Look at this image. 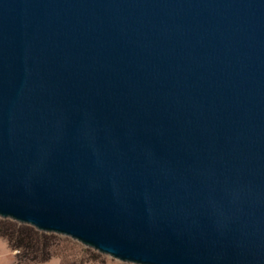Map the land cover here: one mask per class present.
<instances>
[{
  "label": "water",
  "instance_id": "1",
  "mask_svg": "<svg viewBox=\"0 0 264 264\" xmlns=\"http://www.w3.org/2000/svg\"><path fill=\"white\" fill-rule=\"evenodd\" d=\"M0 218L264 264V0H0Z\"/></svg>",
  "mask_w": 264,
  "mask_h": 264
},
{
  "label": "trees",
  "instance_id": "2",
  "mask_svg": "<svg viewBox=\"0 0 264 264\" xmlns=\"http://www.w3.org/2000/svg\"><path fill=\"white\" fill-rule=\"evenodd\" d=\"M54 234L41 232L30 225L0 218V240H5L16 256V264H41L53 256Z\"/></svg>",
  "mask_w": 264,
  "mask_h": 264
},
{
  "label": "rangeland",
  "instance_id": "3",
  "mask_svg": "<svg viewBox=\"0 0 264 264\" xmlns=\"http://www.w3.org/2000/svg\"><path fill=\"white\" fill-rule=\"evenodd\" d=\"M53 256L41 264H128L112 259L96 250L80 244L75 239L54 234ZM5 240H0V264H16V256Z\"/></svg>",
  "mask_w": 264,
  "mask_h": 264
}]
</instances>
